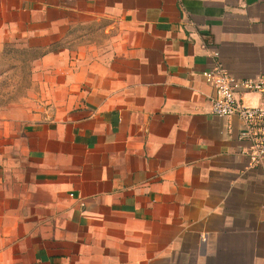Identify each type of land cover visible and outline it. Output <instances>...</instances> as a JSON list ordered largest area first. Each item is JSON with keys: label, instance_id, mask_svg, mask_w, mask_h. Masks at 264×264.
Instances as JSON below:
<instances>
[{"label": "crops", "instance_id": "obj_1", "mask_svg": "<svg viewBox=\"0 0 264 264\" xmlns=\"http://www.w3.org/2000/svg\"><path fill=\"white\" fill-rule=\"evenodd\" d=\"M92 21L104 45L48 47ZM19 37L52 111L0 115V264H264V161L200 74L264 76V0H0Z\"/></svg>", "mask_w": 264, "mask_h": 264}, {"label": "rangeland", "instance_id": "obj_2", "mask_svg": "<svg viewBox=\"0 0 264 264\" xmlns=\"http://www.w3.org/2000/svg\"><path fill=\"white\" fill-rule=\"evenodd\" d=\"M61 29L65 32L64 36L48 47L68 46L74 49L80 45L86 47L94 44L104 45L105 34L103 23L100 21L75 24ZM41 42L45 41L19 37L18 40H6L0 45V115L13 117L19 114L23 125L31 121L33 114L47 115L52 111L48 110L50 105L40 103L41 94L36 83L37 76L34 75L32 79L33 68L36 67L35 61L30 62V55H27V60L23 63L21 59L23 53L19 51L30 45L35 47L34 45ZM42 51L43 49L37 50V52Z\"/></svg>", "mask_w": 264, "mask_h": 264}, {"label": "built area", "instance_id": "obj_3", "mask_svg": "<svg viewBox=\"0 0 264 264\" xmlns=\"http://www.w3.org/2000/svg\"><path fill=\"white\" fill-rule=\"evenodd\" d=\"M201 77L211 88L210 112L219 117L237 116L241 121L239 137L248 142L245 153L253 165L264 161V105L248 106L247 93H264V76L237 78L220 63L203 70Z\"/></svg>", "mask_w": 264, "mask_h": 264}, {"label": "trees", "instance_id": "obj_4", "mask_svg": "<svg viewBox=\"0 0 264 264\" xmlns=\"http://www.w3.org/2000/svg\"><path fill=\"white\" fill-rule=\"evenodd\" d=\"M38 49H42V48L35 46V47H26V48L19 49V51L23 53L21 54L23 57L21 58L22 62L25 63V61L27 60L26 58L27 55H30L29 61L32 62L40 58L46 52V50H43L42 52H37Z\"/></svg>", "mask_w": 264, "mask_h": 264}]
</instances>
